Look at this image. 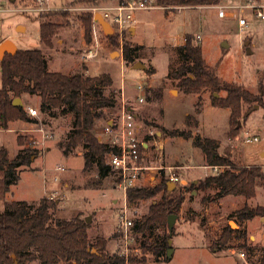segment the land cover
I'll use <instances>...</instances> for the list:
<instances>
[{
    "label": "rangeland",
    "instance_id": "rangeland-1",
    "mask_svg": "<svg viewBox=\"0 0 264 264\" xmlns=\"http://www.w3.org/2000/svg\"><path fill=\"white\" fill-rule=\"evenodd\" d=\"M231 1L233 4L241 2V0ZM115 2V0H47L39 8L36 0H0L2 6L0 40L6 38L19 49H42L48 60L49 70H59L66 74L79 71L86 75L108 74L111 78V86L104 88V92L112 93L116 102L113 107L105 110L103 118L96 121L95 133L97 134L101 129L105 119L112 118L121 105L125 104V106L131 105L137 115L138 135L152 132L150 141L153 142L157 139L155 132L163 131L161 128L163 124L166 127L173 125L182 128L184 115L193 113V96L180 93L172 97L175 94L168 92L172 86L169 83H160L167 69V55L164 52L153 57V65H151V51L144 52L146 58L143 63L155 67L152 76L147 75L145 70L133 69L122 61L121 48L124 43H131L128 30L131 23L123 27L111 26L112 32L105 33L93 19L95 12L100 13V10L103 12L102 8L110 7ZM225 4H227L225 0H220L216 5ZM152 5L153 8L158 7L154 0ZM63 12H67L68 17L63 18L59 15L56 17L62 25L52 38V46H44L39 38L38 16ZM143 12L136 10L134 14ZM86 13L91 14L90 30L87 34L77 18ZM150 16L144 21L143 30L135 36L137 43L154 45L159 41L157 20L162 16L159 12ZM239 16L246 20V26L242 28L231 13L221 18L218 17L215 8L184 10L166 23V29L169 32V39L173 42L182 37L184 31L199 34L202 40V54L208 63L216 65L218 74L226 80L241 84L251 92H256L258 80L262 78L264 81V19L256 17L248 8L243 9ZM110 36L114 37L116 43L111 41ZM193 37L195 42L199 43L196 37ZM245 41H250L248 46L244 45ZM223 43L226 44L225 47ZM88 49L94 50L95 55L85 59L84 54ZM138 82L147 87L146 97L141 103L134 101L138 95L135 87ZM162 94L164 96L159 101ZM224 94V91L218 93L221 96ZM210 95L209 92L204 93L201 100L204 98V101L209 103ZM20 98L23 106L31 105L39 110L38 96L23 94ZM250 107L253 108V105ZM248 108V105L245 110L242 108V115L229 126L228 108L206 105L199 117L197 116L198 123L200 118L203 135L219 140L220 152L228 149L234 163L257 165L264 171V107L258 105V108L250 109L251 111ZM245 112L248 113L246 117H244ZM35 118L51 135L43 144L36 146L31 144L32 147L26 141L29 134L38 137L37 132H30L37 126L28 121L9 122L6 127L8 130L2 135L0 146L3 145L8 149L9 158H14L22 147L19 143L21 139L24 145L31 146L37 151L34 160L18 167L19 178L4 195L5 200H24L35 207L42 197L53 199L56 201L51 211L53 220L70 219L75 216L84 219L89 216L90 221L86 222L88 242L93 244L95 238L100 236L106 240V249L109 252L118 251L121 240L116 231V223L117 214L123 205L124 194L113 186L115 176L108 174L98 180L95 171L82 170L81 148L66 154L58 147L57 142L64 140L71 128L73 114L70 111L54 109L50 115L39 110V115ZM229 127L234 130L231 138L228 134ZM236 129H238L237 133H235ZM246 136L250 138L257 136L258 140L246 142ZM165 148L172 155L170 157V154L166 153L165 165L181 162L193 166L188 170H178L180 178L186 180L185 185L209 173L204 167L199 166L204 165V162L200 160V151L192 147L191 140L167 142ZM151 162L157 163L154 154L148 160V163ZM157 178L156 176L151 181L147 179L148 186L156 184ZM204 194L207 200L203 201L202 192L184 191V200L179 210L174 213L176 218L170 233L166 224L152 227L144 238L138 237L136 240L133 234L130 256L134 259V263L264 264V224L258 216L249 222L248 227L247 222L246 227L241 221L239 225L236 223L237 228L244 232L243 238L233 233L226 245L222 246L217 242L222 230L226 226L230 227L229 221H234L232 214L236 209L241 208L244 203L249 206L264 205V187L258 188L255 196L249 200L238 196L212 200L210 199L212 190ZM159 198L158 193L152 198L138 200L129 205L126 200L129 219L132 221L140 219L147 212L148 206ZM3 207V200L0 199V210ZM168 235L171 239L168 245L172 249L171 254L166 255L164 259L160 257L158 261H153L155 256L149 249L146 250L140 245L141 239H144L146 245H153L158 243L159 237ZM244 242L253 247L251 252L248 253L240 246ZM240 252L244 253L243 257H240ZM27 264L39 263L34 260Z\"/></svg>",
    "mask_w": 264,
    "mask_h": 264
},
{
    "label": "trees",
    "instance_id": "trees-1",
    "mask_svg": "<svg viewBox=\"0 0 264 264\" xmlns=\"http://www.w3.org/2000/svg\"><path fill=\"white\" fill-rule=\"evenodd\" d=\"M219 1L154 0L156 6L164 9L183 4L212 5ZM58 15L68 17L67 12L38 16L40 42L46 47L52 46V38L62 25L56 19ZM77 18L86 34L89 33L91 14L86 13ZM110 39L116 43L113 36ZM171 50L174 56L169 60L165 81H170L187 94L209 91L211 105L230 110L229 126L242 115L244 104L249 105V110L255 104L264 107L262 78L258 80L257 92H251L236 82L222 80L215 68L205 61L201 45L195 42L191 34L185 35L183 45L173 46ZM121 56L126 65L133 64L138 59L137 47L124 43ZM145 71L154 73L151 67H147ZM109 86L111 78L106 73L86 75L82 71L73 74L51 71L42 49L17 48L15 53H5L0 60V124L7 127L9 122L15 120L37 122L36 118H28L23 105H13V99L20 98L23 94L38 96L41 113L51 115L54 109L70 111L73 114L72 125L65 139L57 142L58 147L66 154L81 148L84 172L95 171L98 180L113 174L116 180V170L105 163L106 155L115 149L102 141L94 131L96 121L103 118L105 110L113 107L116 102L112 93L104 92V88ZM220 91L225 94L218 95ZM198 105L197 102L196 112L199 111ZM247 115L245 112L244 117ZM184 124L183 129L167 130V135L191 140L192 145L202 151L207 165H221L224 169L178 189L168 190L164 178L152 186L128 188V205L160 194V198L148 206L147 212L140 219L133 220L132 232L136 240L138 237L144 238L152 227L167 224V216L179 210L184 200V191L205 193L212 190V200L228 194L249 200L255 196L258 188L264 187V171L259 166L236 164L228 149L218 151L219 141L193 135L192 129L197 125L193 115H186ZM233 131L229 127L230 138ZM237 132L238 129L235 130ZM19 143L22 147L14 158H9L8 149L0 146V199L4 205L0 210V264H27L34 260L39 264H123V257L117 250L109 252L106 249L103 237L97 236L93 244L88 242L85 218L75 216L53 220L51 211L56 205L55 200L42 197L35 207L24 200H5L4 195L19 178L18 167L27 165L37 156V151L24 145L22 139ZM206 197L203 195L202 200H207ZM232 216L236 223L255 216L264 217V205L249 206L244 203ZM233 233H237L239 238L244 237V232L240 229L226 226L217 242L222 246L226 245ZM168 237L169 235L159 237L158 243L153 245H146L144 239H141L140 245L151 251L155 256L153 261H158L160 257L164 259L166 256ZM240 246L248 253L253 250L245 242ZM130 264H135L133 258L130 259Z\"/></svg>",
    "mask_w": 264,
    "mask_h": 264
},
{
    "label": "built area",
    "instance_id": "built-area-1",
    "mask_svg": "<svg viewBox=\"0 0 264 264\" xmlns=\"http://www.w3.org/2000/svg\"><path fill=\"white\" fill-rule=\"evenodd\" d=\"M36 1L39 7L44 5L47 0ZM152 3L153 0H116L114 5L102 8L103 12L100 10V14L109 22L110 26L118 25L123 27L133 21L134 12L136 10L153 8ZM245 8L252 10L256 17L264 19V0H241V2L237 4L231 3L220 5L217 7V15L218 17L223 18L227 13H231L232 16L237 18L238 24L240 28H242L246 26V20L239 16V13ZM1 9L2 6L0 5V10ZM229 9L231 11L228 12ZM196 39H198V36ZM94 55L95 51L88 49L84 54V58H92ZM135 87L138 91L135 101L141 103L145 99L146 86L141 82H138ZM24 111L30 118H35L39 115V110L35 106H26L24 107ZM30 123H33L37 127L34 128L33 131H30L31 129H28V131L37 132L38 137L29 134L26 137V141L33 146L43 144L45 139H48L51 135L45 131L40 123H38V120L37 122ZM7 130L6 127H3L0 124V143L3 133ZM101 134L100 139L115 149V151L111 150L106 155L105 163L112 169L116 170L117 175L113 186L120 189L124 194L123 205L120 208V212L117 214L116 231L121 240L118 254L123 257V264H130V250H132L131 244L134 240V235L132 232L133 221L129 219L127 215V207L125 203L127 189L130 187L148 186L147 179L151 181L156 176L158 177V181L164 178L166 182L171 181L174 184H178L181 178L175 171L174 166L159 163V159L162 156L161 152H158V163H148L146 158L149 154L145 151L148 147V141L143 138V136L138 135L139 126L136 122L134 108L131 105L125 106V104H122L121 108L112 118L105 119L101 127ZM151 134L152 132H149V135ZM256 140H258L257 136H252L251 138L247 136L245 137L246 142ZM154 148L158 151L160 150L161 145L155 143ZM210 167L215 172L224 168V166L221 165H213ZM136 249L137 248H135V250ZM239 255L240 257H243L244 253L240 252Z\"/></svg>",
    "mask_w": 264,
    "mask_h": 264
},
{
    "label": "crops",
    "instance_id": "crops-1",
    "mask_svg": "<svg viewBox=\"0 0 264 264\" xmlns=\"http://www.w3.org/2000/svg\"><path fill=\"white\" fill-rule=\"evenodd\" d=\"M116 1V0H115ZM225 2L227 3V4H231L233 1H231V0H225ZM216 6V7H215ZM218 6H220V5H216V4H212V5H196V6H193V5H187V4H183V5H180V6H177V7H174V8H171V9H164V8H161V7H156V8H153V9H150V10H143L144 12L143 13H140V14H134V19H133V21L131 22V24L129 25V27H128V30H129V32H130V42L131 43H128V44H130L131 46H136L137 47V54H138V59L136 60V61H140V62H142L143 63V60L146 58V55H145V53L144 52H147V51H151V54H150V57H151V65H153L152 64V59H153V57L156 55V54H158V53H161V52H164V53H166V55H167V69H166V73H167V71H168V63H169V60H170V58H172L173 56H174V54H173V52H172V50H171V48L173 47V46H179V45H183L184 43H185V35L186 34H191L192 36H195V37H197L198 36V39H197V41H199V44L201 45V48H202V40H201V38H200V35L199 34H193V33H190V32H186V31H184V33H183V35H182V37H180V38H177L176 40H175V42H173V41H171L169 38V32L167 31V29H166V23H169L172 19H173V17L176 15V14H178L179 12H182V11H184V10H189V11H196V10H198V9H206V8H215L216 10H217V7ZM176 9V10H175ZM178 9V10H177ZM156 12H159V14H160V16H162L161 18H159L158 20H157V30H158V37H159V41L156 43V44H154V45H145V44H143V43H137V40L135 39V36H137L142 30H143V25H144V21H146V19H148V18H150L151 16L150 15H153V13H156ZM2 41L3 40H6V38H3V39H1ZM0 40V42H2ZM249 43H250V41H245L244 42V45L245 46H248L249 45ZM224 44V47L226 46V44L225 43H223ZM169 45V46H168ZM167 47V48H166ZM111 53H113L112 51H111ZM111 53H110V55H111ZM203 55V54H202ZM121 58H122V56H121ZM203 58H204V56H203ZM205 59V58H204ZM122 61H123V59H122ZM135 61V62H136ZM206 61V60H205ZM124 62V61H123ZM207 62V61H206ZM208 63V62H207ZM144 65H145V68L144 69H139V70H145L147 67H151V68H153V70H154V72H155V67L153 66H149V65H146L145 63H143ZM210 66H212V67H214L215 68V72H216V74L222 79V80H225V81H231V82H235V81H233V80H226V79H224V78H222L219 74H218V72H217V70H216V65L215 64H210V63H208ZM127 66H129V67H131L132 68V64L131 65H127ZM51 71H53V70H51ZM57 71H59V70H57ZM62 72V71H61ZM146 72V71H145ZM166 73L164 74V76L162 77V79H161V81H160V83L162 82L163 84H166V83H169V85L170 86H172V88H169L168 89V92H170V93H172V94H175V95H173L172 97H174V96H177V95H179L180 93L181 94H187V93H184L183 91H181L180 89H178L176 86H175V84H172L170 81H165V75H166ZM147 75L149 74V73H146ZM153 74V73H152ZM152 74H150L151 76H152ZM149 80H150V82L152 83V79H151V77H149ZM153 83H156V82H153ZM150 87V86H149ZM173 87H174V89H173ZM146 89H147V87H146ZM146 89H145V97H146ZM161 89H162V87H161ZM257 90H258V87H257ZM257 90H256V92H257ZM162 91V90H161ZM207 92H209V91H204V92H201V93H199V94H193V93H188V94H190V95H192L193 96V104H194V110H193V113H186L185 115H184V117H183V124H182V128L180 127H176V126H171V127H166V126H164V124H163V127H161L162 128V130L163 131H156L155 132V136H156V138L157 139H155V140H153V142H151L150 141V135H149V131L148 132H145V134L144 135H142L143 136V138H145L147 141H148V144H147V150H145V151H147V153L149 154V156L146 158L147 159V161L151 158V155L152 154H154V156H155V162L157 161V159H158V152H161L162 153V156L160 157V159H159V163H164V160H165V157H166V153H168V154H170L168 151H166V143L167 142H171V143H173V142H175V141H181V142H183L184 140H189V139H184V138H182V137H179V136H169V135H167V133H166V131L167 130H170V129H173V128H177V129H183V128H185V124H184V120H185V116L186 115H193L195 118H196V121H197V125H196V127L195 128H193L192 129V134L193 135H195V134H198V135H200L201 137H208V136H205V135H203V133H202V131H201V121H200V118H199V123H198V118H197V116L199 117V115L201 114V112L203 111V108L207 105H210V106H213V105H211V103H210V100H209V103H206V100L204 101V98L201 100V97H202V95H204V93H207ZM209 94H211L210 92H209ZM163 94H162V96L159 98V101L161 100V98H163ZM223 96V95H222ZM210 97H211V95H210ZM171 98V97H170ZM135 101V100H134ZM22 102V101H21ZM136 102V101H135ZM198 102V107H199V111L198 112H196V103ZM247 105L248 104H244L243 105V109L245 110V108L247 107ZM27 106V105H26ZM25 105H24V107H26ZM249 106V105H248ZM229 110V109H228ZM251 111V110H250ZM229 113H230V110H229ZM250 113V112H249ZM136 114V113H135ZM137 116V115H136ZM96 127H98V126H96ZM165 127V128H164ZM99 128V127H98ZM102 134H101V129H99V131L97 132V136L100 138V136H101ZM209 138H212V137H209ZM212 139H215V138H212ZM215 140H217V139H215ZM217 141H219V140H217ZM155 143H157V144H160L161 145V148H160V150H155V148H154V144ZM191 145H192V143H191ZM192 147H194L196 150L198 149L199 151H200V155H201V159L200 160H203V162H204V165L203 164H200L199 166H202V167H204L205 168V170L206 171H209V173H207L205 176H207V175H211V174H217V173H219V172H221L222 170H220V171H217V172H215V171H213L212 169H211V167H210V165H207L206 164V162H205V159H204V155H203V153H202V151L198 148V147H195V146H193L192 145ZM218 151L220 152L221 150H220V142H219V148H218ZM37 157V156H36ZM35 157V158H36ZM150 157V158H149ZM164 157V158H163ZM170 157H172V155L170 154ZM34 158V159H35ZM33 159V160H34ZM152 163V162H151ZM157 163H158V161H157ZM164 165H165V163H164ZM167 165H171V166H174L175 167V171L178 173V170L179 169H186V170H188V169H190L191 167H193V166H191L190 164H186V163H170V164H167ZM206 173V172H205ZM179 175V174H178ZM180 176V175H179ZM204 176V177H205ZM203 177V178H204ZM199 179H202V178H199ZM193 181H196V180H193ZM185 183H186V180L185 179H183V178H181V180H180V182L178 183V184H175V188H179V187H181V186H183V185H185ZM208 191H210V190H208ZM203 193V195H205L204 194V192H202ZM228 196H233V197H236L235 195H231V194H228V195H224V196H222V197H220V198H226V197H228ZM238 197H242V196H239V195H237ZM219 198V199H220ZM234 218V217H233ZM262 218V217H261ZM261 218H260V221H261ZM253 220H255V218H253V219H250V220H244V221H241V222H243V224L245 225V227H246V222H247V227H248V224H249V222H252ZM230 222V221H229ZM235 222V221H234ZM262 222V221H261ZM236 223V222H235ZM238 225H239V222L237 223ZM236 224V225H237ZM262 224H264V222H262ZM243 225V226H244ZM237 228V227H236ZM238 229V228H237Z\"/></svg>",
    "mask_w": 264,
    "mask_h": 264
},
{
    "label": "water",
    "instance_id": "water-1",
    "mask_svg": "<svg viewBox=\"0 0 264 264\" xmlns=\"http://www.w3.org/2000/svg\"><path fill=\"white\" fill-rule=\"evenodd\" d=\"M93 18L102 27V30L105 33H111L112 32V28H111L109 22L107 20H105L99 12H95L93 14ZM16 50H17V48L12 41L7 40V39L3 40L2 42H0V60L3 58L5 53L13 54L16 52ZM132 68L133 69H144L145 65L140 61H136L132 64ZM214 95H216V93ZM12 103H13V105H22L20 98H14ZM256 108H258L257 104L253 105V108H251V110L256 109ZM237 126H239V122L237 123ZM167 188H168V190H172L175 188V184L171 181H168L167 182ZM175 218H176L175 214H169L167 216V226H168L169 231H171L173 226H174ZM85 221L89 222L90 217L89 216L85 217ZM261 221L264 222V217L261 218ZM229 226L231 228L237 227V225L234 221H230ZM167 243H168V245H170V243H171L170 238L167 239ZM171 252H172V249L170 247H168L167 251H166V255L169 256L171 254Z\"/></svg>",
    "mask_w": 264,
    "mask_h": 264
}]
</instances>
